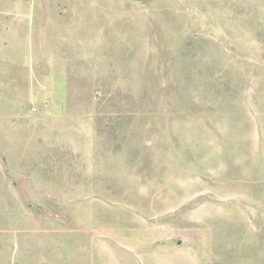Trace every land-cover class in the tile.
<instances>
[{
  "label": "rangeland",
  "instance_id": "rangeland-1",
  "mask_svg": "<svg viewBox=\"0 0 264 264\" xmlns=\"http://www.w3.org/2000/svg\"><path fill=\"white\" fill-rule=\"evenodd\" d=\"M0 264H264V0H0Z\"/></svg>",
  "mask_w": 264,
  "mask_h": 264
}]
</instances>
